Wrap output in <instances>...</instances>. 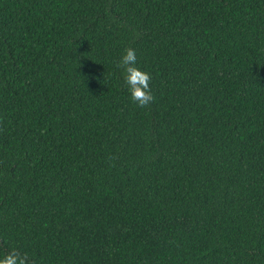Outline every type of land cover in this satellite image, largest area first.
<instances>
[{"label":"trees","instance_id":"16d2710c","mask_svg":"<svg viewBox=\"0 0 264 264\" xmlns=\"http://www.w3.org/2000/svg\"><path fill=\"white\" fill-rule=\"evenodd\" d=\"M151 77L138 107L118 64ZM264 264V0H0V257Z\"/></svg>","mask_w":264,"mask_h":264},{"label":"clouds","instance_id":"9594fccd","mask_svg":"<svg viewBox=\"0 0 264 264\" xmlns=\"http://www.w3.org/2000/svg\"><path fill=\"white\" fill-rule=\"evenodd\" d=\"M136 53L129 49L122 56L118 67L125 72V84L128 86L131 100L140 108H145L154 102V96L149 87L151 77L148 73L139 70ZM0 264H25V259L18 253L12 252L0 257Z\"/></svg>","mask_w":264,"mask_h":264}]
</instances>
